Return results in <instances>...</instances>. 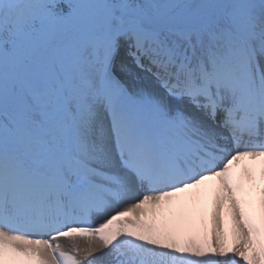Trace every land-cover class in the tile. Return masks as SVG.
Masks as SVG:
<instances>
[{
	"label": "snow or ice",
	"instance_id": "6c2138e0",
	"mask_svg": "<svg viewBox=\"0 0 264 264\" xmlns=\"http://www.w3.org/2000/svg\"><path fill=\"white\" fill-rule=\"evenodd\" d=\"M0 264H264V0H0Z\"/></svg>",
	"mask_w": 264,
	"mask_h": 264
}]
</instances>
